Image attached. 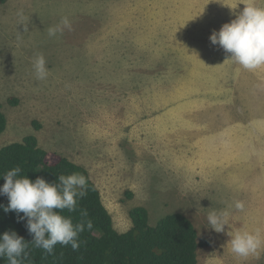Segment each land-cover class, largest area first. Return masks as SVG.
<instances>
[{"label": "rangeland", "instance_id": "rangeland-1", "mask_svg": "<svg viewBox=\"0 0 264 264\" xmlns=\"http://www.w3.org/2000/svg\"><path fill=\"white\" fill-rule=\"evenodd\" d=\"M249 3L255 0L0 4V106L7 118L0 148L35 135L44 149L84 166L119 232L131 228L137 206L148 209L153 226L170 214L189 217L199 237L211 240L199 249V264L231 260L223 232L208 225L213 210L228 212L230 233L233 225L259 233L261 247L264 163L252 148L238 153L236 140L225 147L222 134L264 135V76L240 78L233 92L238 77L210 40L227 23L228 8ZM64 17L71 30L50 37L47 29ZM41 54L44 80L33 68ZM214 111L227 121L211 125ZM190 128L193 136L181 133ZM237 182L243 190L234 188ZM232 263L264 264V256Z\"/></svg>", "mask_w": 264, "mask_h": 264}, {"label": "trees", "instance_id": "trees-1", "mask_svg": "<svg viewBox=\"0 0 264 264\" xmlns=\"http://www.w3.org/2000/svg\"><path fill=\"white\" fill-rule=\"evenodd\" d=\"M8 0H0V4ZM16 104L17 100H10ZM36 128L40 125L34 122ZM7 129V118L0 106V135ZM19 167V177L27 176L33 182L42 177L47 182L59 183L60 175L83 174L87 179L86 195L77 196L76 210H57L74 225L91 221L93 227H85L77 241L78 250L71 244H56L51 254L43 248L33 245V235L26 225L27 219L19 220L15 211L5 212L9 199L0 195V236L15 231L28 244V258L23 257L22 264H199V249L211 245L208 238H200L193 221L181 214L174 213L162 218L156 225L149 222V211L142 206L130 210L131 228L119 232L114 219L105 206L102 194L92 179L88 169L74 163L69 158L44 149L35 135L26 136L21 142H15L0 148V187L7 171ZM86 211L87 216L81 212ZM20 213L19 216H23ZM0 264H9L6 257H0Z\"/></svg>", "mask_w": 264, "mask_h": 264}, {"label": "clouds", "instance_id": "clouds-1", "mask_svg": "<svg viewBox=\"0 0 264 264\" xmlns=\"http://www.w3.org/2000/svg\"><path fill=\"white\" fill-rule=\"evenodd\" d=\"M22 16V12L20 13ZM64 28L71 30V23L67 17L61 23L47 29L50 37H54ZM25 31H28L25 25ZM211 42L218 44L226 53L231 54L233 60L247 70L264 67V8L254 4H245L244 9L230 23H225L219 31H213ZM33 68L38 80L48 76L45 57L41 54L35 57ZM19 167L13 168L3 175L5 183L0 187V195H6L9 203L4 207L5 212L15 211L19 220L27 219V229L33 235V245L43 248L47 253L53 252L56 244L78 250V234L93 227L89 220L86 223L73 224L71 218H66L57 210H76V197L86 195L87 179L83 174L73 173L60 175L59 183L47 182L38 177L34 182L27 176L19 177ZM242 201L235 202V209L244 210ZM23 213V216H19ZM87 216L86 211L81 212ZM227 211L209 212L208 225L217 233L224 231L227 225ZM227 242L232 253L240 257H247L256 253L261 245L259 233L237 231ZM28 244L15 231L5 232L0 236V257H6L9 264H22V259L28 258Z\"/></svg>", "mask_w": 264, "mask_h": 264}, {"label": "crops", "instance_id": "crops-1", "mask_svg": "<svg viewBox=\"0 0 264 264\" xmlns=\"http://www.w3.org/2000/svg\"><path fill=\"white\" fill-rule=\"evenodd\" d=\"M260 2H262V0H255V5L257 6V3H259L258 5H261ZM241 11H242L241 8H237V10L235 8H232V9L228 8V10H227V14H228L227 23H230L233 19H235L236 16ZM230 58H231V54L223 51L222 61L227 62V68L228 69H226V71H230V68H231L232 69L231 71H233L232 76L238 77V79L236 81L234 80L235 83L233 85V92L235 91L236 88H238V82H239L240 78H244V77H248V76H251V77L264 76V67H261V68L256 69V70L243 69V67L241 65H239L237 67H232V66H230V64L234 63V61L233 60H227ZM222 108H224V104L219 109H222ZM221 114H222L221 111H214L213 116H212L213 117L212 123H210V124L211 125H218V124L220 125V124H223V122H226L227 120L223 121V119L222 120L219 119V117H222ZM193 128H190L188 130H184L181 133L185 134V135L190 134L191 136H193V133H192ZM222 137L224 138V142H225L224 146L225 147L230 148L232 146H235L233 143H230V142L236 140V142H238V145H236L238 148L237 149L238 153H243L244 155H247L248 150H250L252 148V149L256 150V152L255 153L253 152L252 154L249 153V154L255 155L258 158H260V165H262V163H264V135L262 133H259V134L243 133V134H238V135L222 134ZM193 149L194 148L192 147L191 150H193ZM229 153H231V152H229ZM196 169H198V171L199 170L201 171L202 167L199 169V166L196 165ZM196 178H198V176H196ZM189 182L193 183L192 181H189ZM189 182H187V183H189ZM234 188L237 189V191L239 189L243 190V185L240 182H237L234 184ZM263 204H264V202H263ZM256 221H258V222L261 221L264 223V209L261 211V215H260L259 219ZM236 222H238V221H236ZM230 228H232V227H230ZM230 228H225L223 233H222V236H223L222 242H224V243H222V245H223V251L224 252L227 251V253L229 254V258H231V260L229 259V260L223 262L222 264H233L232 261L236 260L237 255L231 252L230 247L227 244V242L231 239V237H230L231 235H233L237 230L242 231V229L245 228V225H243V226L233 225V232L232 233H230ZM256 254L258 255V257H260L261 255L264 256V244H262L260 249L259 248L257 249Z\"/></svg>", "mask_w": 264, "mask_h": 264}]
</instances>
